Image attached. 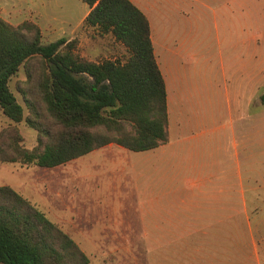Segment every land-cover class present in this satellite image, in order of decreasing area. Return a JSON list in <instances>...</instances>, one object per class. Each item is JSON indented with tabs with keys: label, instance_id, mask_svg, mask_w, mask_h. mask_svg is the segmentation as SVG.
Instances as JSON below:
<instances>
[{
	"label": "crops",
	"instance_id": "0c3cea01",
	"mask_svg": "<svg viewBox=\"0 0 264 264\" xmlns=\"http://www.w3.org/2000/svg\"><path fill=\"white\" fill-rule=\"evenodd\" d=\"M130 1L149 22L153 53L165 82L169 139L153 149L135 151L145 152L142 169L146 170L136 204L141 213L138 229L130 223H111L112 228L122 229L109 231L147 239V246L157 249L158 264H230V222L240 214L246 221L247 205L257 218L255 229L260 238L264 236V194L260 192L264 183L259 182L264 180V0H188V21L180 22L175 13L184 10L178 0L172 22L167 15L171 11L152 10L149 0ZM183 28L190 31L188 38L178 33ZM206 29L241 30V43L254 46L248 59L245 53L238 58L237 69L230 55L226 61L219 55L221 81L206 73L193 77L179 71L182 57L199 45V31ZM222 42L230 48L225 36ZM227 74L233 80L230 90L225 84ZM207 90L222 92L225 111L217 95L215 103L207 104ZM102 147L125 152L115 143ZM170 169L172 182L165 183ZM181 169L207 171L195 182L182 183ZM231 169H238L237 184L231 180ZM232 193L238 196V206L231 203ZM263 251L262 246L260 254ZM260 254L256 250L255 258L259 260ZM237 258L236 264H247L245 246L239 241Z\"/></svg>",
	"mask_w": 264,
	"mask_h": 264
},
{
	"label": "trees",
	"instance_id": "16d2710c",
	"mask_svg": "<svg viewBox=\"0 0 264 264\" xmlns=\"http://www.w3.org/2000/svg\"><path fill=\"white\" fill-rule=\"evenodd\" d=\"M84 27L109 34L126 50L123 60H83L66 38L43 43L30 21L12 25L0 17V110L37 132L32 148L16 129L0 134V161L54 167L107 145L132 151L168 141L166 88L156 62L146 15L130 0H83ZM41 63L37 103L23 93L28 111L9 81L26 63ZM264 101V95L262 97ZM73 238L8 185L0 186V264H88Z\"/></svg>",
	"mask_w": 264,
	"mask_h": 264
},
{
	"label": "rangeland",
	"instance_id": "374dc122",
	"mask_svg": "<svg viewBox=\"0 0 264 264\" xmlns=\"http://www.w3.org/2000/svg\"><path fill=\"white\" fill-rule=\"evenodd\" d=\"M149 2L152 10L160 8L171 11L172 15L166 12L168 21H174L175 0H149ZM177 5L184 12L176 11L175 17L179 22L188 21L189 1L178 0ZM87 6L83 0H0V17L12 25L24 21L36 24L43 43L55 41L60 37L66 38L73 46L74 53L83 60L125 59L126 50L119 42L109 34L99 35L94 29L84 27L82 22L80 23L82 16L88 10ZM189 32L188 29L183 28L178 33L185 34L188 38ZM242 35L241 30L199 31V45L182 57L179 71L193 77L199 73L202 76L206 73L208 77L215 76L221 81L222 64L219 55L225 61L230 55L233 59L231 63L237 69L238 58L245 53L248 59L254 50L253 43L251 45L246 43L245 46L241 43ZM224 36L231 42L230 48L222 42ZM26 65L28 72L31 73L30 77L27 79L25 68L20 67L11 77L9 87L23 106L24 115H27L28 111L22 92L33 99L39 110L46 115L36 87L41 63L34 57L28 60ZM225 84L230 90L233 80L228 74L225 77ZM213 92L207 90L204 100H207V104L215 103L214 95H217L222 99L221 103L224 104L225 111L226 104L222 92L217 90ZM223 120H227V117ZM14 129L22 136L23 146L32 148L35 145L36 130L29 127L24 119L17 123L10 121L0 110V134L6 137ZM122 149L125 152L116 147L112 150L97 148L54 167L0 161V186L8 185L14 188L71 235L88 256V264H158L157 249L149 248L146 244L147 239L126 237L129 232L109 231L122 229L112 228L111 223H117L119 226L130 223L138 229L141 221L140 205L136 204L140 198L141 183L145 180L142 176L146 172L142 169L145 152ZM172 170H168L165 183L172 182L169 180L171 175L169 172ZM214 170L218 172L220 169ZM203 171L206 172L207 169ZM203 171L196 169L195 172H191L190 169H181V182H195ZM231 171V180L237 184L238 169ZM259 182L263 184L264 180ZM260 192L264 194V190ZM246 196L249 200L248 190ZM238 201L236 193H232L231 203L238 206ZM136 206L139 208L138 211ZM246 214V221L242 214L234 216V220L231 219L229 262L230 264L238 262L239 241L241 247L245 246L244 261L246 260L247 264L259 262L264 264V251L260 254V248L264 247V236L260 238V232L255 229L257 218L251 205H247ZM261 216L262 214H259V217ZM114 233L119 237H111ZM130 233L137 234V232ZM256 250L260 254L259 260L255 258Z\"/></svg>",
	"mask_w": 264,
	"mask_h": 264
}]
</instances>
